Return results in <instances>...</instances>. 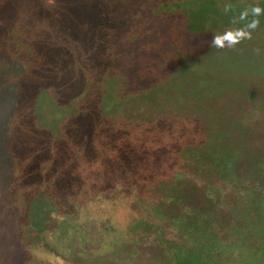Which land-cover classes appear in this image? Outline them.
Wrapping results in <instances>:
<instances>
[{
    "label": "rangeland",
    "instance_id": "rangeland-1",
    "mask_svg": "<svg viewBox=\"0 0 264 264\" xmlns=\"http://www.w3.org/2000/svg\"><path fill=\"white\" fill-rule=\"evenodd\" d=\"M258 2L215 0L191 31L185 9L201 13L200 0H0V264H166L158 231L139 222L176 231L158 185L180 171L172 139L195 123L167 86L151 114L141 103L178 70L162 37L180 28L189 67L264 82V23L241 18ZM238 30L250 36L213 43Z\"/></svg>",
    "mask_w": 264,
    "mask_h": 264
},
{
    "label": "trees",
    "instance_id": "trees-1",
    "mask_svg": "<svg viewBox=\"0 0 264 264\" xmlns=\"http://www.w3.org/2000/svg\"><path fill=\"white\" fill-rule=\"evenodd\" d=\"M200 2L201 13H191L189 6L185 9L186 15L190 13L186 28L191 31L204 26L208 6L219 12L214 7L215 0ZM257 7L264 10V0L246 7L243 22L250 25L256 21V26L264 23V11L258 16L253 14ZM236 13L237 9L231 7L224 24L234 23ZM162 39L172 41L178 70L172 72V78L148 87V96L140 98L141 103L151 114L149 106L158 103L164 87L182 92L184 104L194 113L190 117L198 132L194 138L193 126L182 127V139H172L181 168L172 173L169 182L158 185L159 209L183 229L177 238L157 235L163 261L264 264V82L236 72L214 73L185 65L179 27L172 28ZM145 73L149 70L145 69L142 74ZM71 109L68 105L65 113ZM205 173L212 177L210 181L203 179ZM147 225L153 227L151 223ZM119 236L113 235V245L105 252L120 244Z\"/></svg>",
    "mask_w": 264,
    "mask_h": 264
},
{
    "label": "clouds",
    "instance_id": "clouds-1",
    "mask_svg": "<svg viewBox=\"0 0 264 264\" xmlns=\"http://www.w3.org/2000/svg\"><path fill=\"white\" fill-rule=\"evenodd\" d=\"M252 11H253L254 15L258 16L264 10L260 9L259 7H257V8H254ZM245 15H246V13H243L241 15V18L243 19ZM256 24H257V22L253 21V23H251L248 27L255 28ZM247 36H250V34L249 33H245L243 30H238L235 33L226 32L223 36L215 37L214 40H213V43L217 47H224V41L227 40V41H229L228 46L231 47L232 45L238 43L240 38H244V37H247Z\"/></svg>",
    "mask_w": 264,
    "mask_h": 264
},
{
    "label": "flooded vegetation",
    "instance_id": "flooded-vegetation-1",
    "mask_svg": "<svg viewBox=\"0 0 264 264\" xmlns=\"http://www.w3.org/2000/svg\"><path fill=\"white\" fill-rule=\"evenodd\" d=\"M89 140H87V142H88ZM93 142V141H92ZM92 142H88V144L90 145V146H92ZM88 147L86 146V149H87ZM86 149L84 150V152L86 151ZM158 220L160 219V218H157ZM141 222H143V223H141ZM135 223H137V221H135ZM139 223H141V224H145V226L147 227L148 225L147 224H149V223H151L152 225H153V227L152 228H149V229H154V230H157L158 232H157V234L159 235V234H164V235H167V234H172V236L174 237V238H177V237H179V236H176V235H174V232H180L181 233V235L183 234V229H182V226L181 225H179V224H172V226L174 227V229H176V231L175 230H173L172 228H170V226L169 225H163L162 223H159V222H157L158 224H156V223H152V222H149V221H147V218H144L143 220L141 219L140 220V222ZM170 223V222H169ZM132 224H133V222H132ZM148 228V227H147ZM141 231H143V230H141ZM141 231H138L137 233H136V236H135V238L138 240L139 239V237H140V235H142L143 234V232H141ZM155 236V235H154ZM157 236V235H156ZM158 237V236H157ZM142 239H145V236L143 235L142 237H141ZM158 243H159V241H158Z\"/></svg>",
    "mask_w": 264,
    "mask_h": 264
}]
</instances>
